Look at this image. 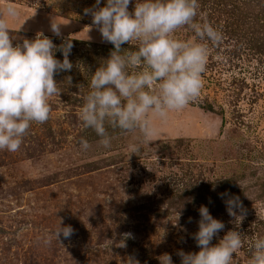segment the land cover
<instances>
[{"label": "rangeland", "instance_id": "rangeland-1", "mask_svg": "<svg viewBox=\"0 0 264 264\" xmlns=\"http://www.w3.org/2000/svg\"><path fill=\"white\" fill-rule=\"evenodd\" d=\"M95 2L0 0V11L9 3L19 10L8 21L14 46L43 33L63 61L60 45L68 38L74 45L72 69L54 76L60 95L49 99L50 118L32 122L18 151L0 150V264H160L165 253L181 264L178 251L200 250L193 234L202 205L225 224L211 243L240 232L232 264H249L254 241L264 237V0H199V13L223 34L219 46L209 45L199 97L156 121L150 143L139 130L106 125L109 148L78 119L92 74L114 49L85 14ZM55 19L60 36L51 31ZM176 34L194 35L186 27ZM225 192L243 204L239 225ZM61 222L72 226L71 237L45 244Z\"/></svg>", "mask_w": 264, "mask_h": 264}, {"label": "clouds", "instance_id": "clouds-1", "mask_svg": "<svg viewBox=\"0 0 264 264\" xmlns=\"http://www.w3.org/2000/svg\"><path fill=\"white\" fill-rule=\"evenodd\" d=\"M96 0L85 14L102 40L114 45L110 56L92 74L89 92L83 97L78 119L84 128H91L100 137L99 143L109 148L112 137L106 125L124 133L139 130L142 141L150 143L158 134L156 121L166 122L170 113L180 111L195 101L203 87L210 47L219 46L223 34L202 13L199 0ZM19 10L9 3L0 11V150H19L32 122L44 123L50 118V97L60 95L54 76L70 71L69 55L72 39L60 45L63 61L55 57L57 46L52 39L38 33L35 39H24L13 45L9 19ZM200 17L198 20L197 17ZM61 23L53 20L51 31L61 35ZM187 28L192 38L182 39L176 33ZM137 42L135 50L125 51L122 45ZM83 150L89 141L80 139ZM228 215L239 225L246 216L239 196L221 194ZM198 231L193 234L198 252L178 251L181 264H232L233 256L242 245L241 233L228 231L215 245L211 242L225 228L223 221L212 216L207 206L199 208ZM43 238L51 243L71 237V225L61 226ZM130 237L132 234H125ZM121 246H124L121 244ZM249 264H264V237L254 241ZM160 264H173L172 256L158 257ZM128 264H139L129 258Z\"/></svg>", "mask_w": 264, "mask_h": 264}]
</instances>
